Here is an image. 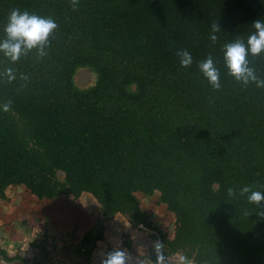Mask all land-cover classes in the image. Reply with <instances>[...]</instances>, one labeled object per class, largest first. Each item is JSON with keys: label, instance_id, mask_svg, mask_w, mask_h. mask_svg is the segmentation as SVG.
<instances>
[{"label": "trees", "instance_id": "obj_1", "mask_svg": "<svg viewBox=\"0 0 264 264\" xmlns=\"http://www.w3.org/2000/svg\"><path fill=\"white\" fill-rule=\"evenodd\" d=\"M15 8L58 28L43 57L32 49L13 62L0 52V202L11 187L39 201L90 194L102 222L120 215L153 231L164 264L177 254L192 264H264V201L242 194H264V87L238 83L224 62L225 44L246 42L264 19V0H0V41ZM209 55L219 90L198 67ZM248 59L264 80V53ZM82 69L96 75L93 86L77 85ZM138 194H158L173 234L149 221ZM104 234L84 236L87 254ZM43 253L30 261L0 248V260L46 264Z\"/></svg>", "mask_w": 264, "mask_h": 264}, {"label": "clouds", "instance_id": "obj_2", "mask_svg": "<svg viewBox=\"0 0 264 264\" xmlns=\"http://www.w3.org/2000/svg\"><path fill=\"white\" fill-rule=\"evenodd\" d=\"M73 6L78 3V0H71ZM211 35L210 40L215 43L218 39L216 33L221 31L220 25L214 21L210 25ZM254 31L248 36L247 41L236 39L224 46V62L235 81L247 86L250 82L255 83L257 87H264V80H260L253 68L249 66V55L259 56L264 53V19H258L253 22ZM58 24L51 17H42L35 13H30L27 10L21 11L19 8L12 9L7 17V23L4 28L6 39L0 41V52H3L13 62L20 59L26 51L38 49V55L43 57L46 55L44 47L48 43V38L52 35ZM179 57V62L182 67H189L193 63V57L186 49H179L176 52ZM200 71L208 80L210 85L215 90L221 87V73L214 62V59L209 55L205 60L198 65ZM10 80L15 79L12 75V70H7ZM11 107V102L4 104L3 110L8 111ZM228 195H234V189L228 188ZM248 200L253 204H260L264 201V194L259 191H252L246 186L242 189L243 193H249ZM264 217V212L260 213ZM157 264H164V257L159 255L163 245L157 242ZM132 257L123 248H113L106 253L99 254V264H131ZM181 264H184V258L181 257Z\"/></svg>", "mask_w": 264, "mask_h": 264}, {"label": "crops", "instance_id": "obj_3", "mask_svg": "<svg viewBox=\"0 0 264 264\" xmlns=\"http://www.w3.org/2000/svg\"><path fill=\"white\" fill-rule=\"evenodd\" d=\"M10 189L20 192V195L16 196L19 208L15 210L20 215L17 213L15 215L18 218L22 217V226L16 228V233H2V230L5 229L4 226L8 222L12 223L13 219L8 218L6 220L0 211V248L7 251L11 256L21 254L32 261L38 260L44 254L43 251H39L40 247H42L49 253V261L46 264H67L69 260H71L70 264H86L85 259H80L77 252L71 250V243H77L79 238L82 237V240L90 232V229L85 231L89 224H91V230L95 229L96 222L93 218L97 216L94 215L92 209L84 200L86 195L89 196L90 194H84L80 203L76 204L66 197L39 201L22 187H11L8 191ZM9 198L10 196L7 194V200L0 202V210L3 208L4 203L9 201ZM24 215L27 216L26 221L24 220ZM106 219H104L103 224L108 225V220ZM112 219L118 220L120 215L112 216ZM100 221H98L99 226ZM109 222L112 223L111 220ZM105 226L104 231L107 229ZM117 227L119 228V226ZM78 229L80 233H77ZM81 230H84L85 233H81ZM106 233L111 232L107 230ZM103 242H106L105 238L98 241L93 253L100 251L101 247H103ZM89 262L95 264V261L91 258Z\"/></svg>", "mask_w": 264, "mask_h": 264}, {"label": "rangeland", "instance_id": "obj_4", "mask_svg": "<svg viewBox=\"0 0 264 264\" xmlns=\"http://www.w3.org/2000/svg\"><path fill=\"white\" fill-rule=\"evenodd\" d=\"M75 81L79 87L87 88L95 84L96 75L87 69H82L77 73ZM22 189H25V188L22 187ZM7 194L8 196H10L9 201L4 203L3 208L0 211L2 212V216L6 220L8 218H12L13 222L11 223L7 221L8 224L4 226L5 229L2 230V233H16V230H17L16 228L22 226V222H21L22 217L18 218L15 215V213H17L15 211L16 208H19L17 204L18 200L16 199V196H19L20 192L19 191L16 192L15 189H10L7 192ZM137 196L142 201V207H143L142 209L147 214L149 221L152 222L154 225L164 226L166 229L170 231L171 234H173L174 220L172 216L168 213L166 207L164 205L158 204V200H159L158 194H155L154 196H144L142 194H138ZM84 200L86 201L87 205L92 209V212L94 213V215L97 216L93 218V220L96 222L95 229L93 228V230L94 232H99L101 228L99 226L98 221L101 220L102 222L101 208L99 204L96 202V200L93 198V196L91 197L90 195L89 196L86 195ZM26 219H27V216L24 215V220L26 221ZM106 220H108L107 221L108 225L103 224L104 223V220H103L102 226L104 227V225H106L105 227H107V229L105 230V233L107 230H109L111 233L104 234L105 235L104 238L106 239V242H103V247H101L100 251H98L97 253H92L90 255L85 252L87 251V248L83 247V244H82L83 239L81 240L82 237L78 239L77 243L75 244L71 243V250L77 252V254L80 256V259L81 258L85 259L86 264H92V262H89L91 258L95 261V264H98L100 253L102 252L106 253L105 251L108 250L107 248L113 250V248L119 247V248H123L124 250H126L130 254V256L133 258L131 264H153L152 256L154 252L156 251L155 245L158 242V240H156L153 237L154 235L153 231L149 230L148 228L144 226L137 227V228L130 227L132 225H130L128 221L122 216H120V219L118 220H113L112 217H109ZM109 220H111L112 223H110ZM90 226L91 224H89V227H87L85 231L87 229H90V231H92L91 230L92 228ZM117 226H119V228ZM85 231L81 230V233H85ZM128 232H132V233H128ZM77 233H80L79 229ZM94 234H97V233H94ZM40 250L44 251L45 249L41 248L39 249V251ZM41 256L38 259L39 262L45 260ZM181 257H183L181 254H177L169 258L167 264H181ZM47 259H49L48 252H47ZM70 261L71 260H69L67 264H70L71 263ZM0 264H7V263H5L3 260H0ZM184 264H192V263L184 258Z\"/></svg>", "mask_w": 264, "mask_h": 264}, {"label": "built area", "instance_id": "obj_5", "mask_svg": "<svg viewBox=\"0 0 264 264\" xmlns=\"http://www.w3.org/2000/svg\"><path fill=\"white\" fill-rule=\"evenodd\" d=\"M52 253V252H51Z\"/></svg>", "mask_w": 264, "mask_h": 264}]
</instances>
